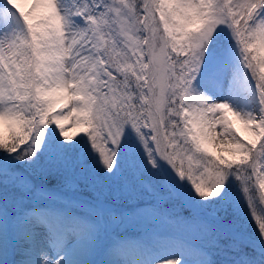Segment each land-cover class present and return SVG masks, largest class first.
<instances>
[{
    "label": "snow or ice",
    "instance_id": "obj_1",
    "mask_svg": "<svg viewBox=\"0 0 264 264\" xmlns=\"http://www.w3.org/2000/svg\"><path fill=\"white\" fill-rule=\"evenodd\" d=\"M0 264H264V0H0Z\"/></svg>",
    "mask_w": 264,
    "mask_h": 264
}]
</instances>
